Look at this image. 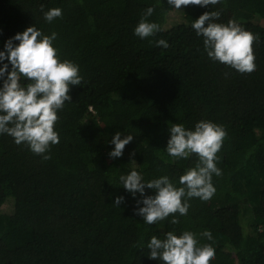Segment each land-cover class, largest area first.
Listing matches in <instances>:
<instances>
[{"label":"trees","instance_id":"16d2710c","mask_svg":"<svg viewBox=\"0 0 264 264\" xmlns=\"http://www.w3.org/2000/svg\"><path fill=\"white\" fill-rule=\"evenodd\" d=\"M41 5L62 16L47 22ZM149 7L148 22L160 31L141 39L134 29ZM210 11L220 12L215 22L234 20L258 37L254 72L207 56L191 25ZM33 25L57 34L58 56L78 65L83 79L70 86L71 102L57 113L59 143L43 154L50 159L0 134V264H162L149 258L147 244L168 231H191L200 244H211L210 264H264V0L179 10L167 0H0V51ZM159 40L168 47L157 46ZM201 120L227 133L214 195L188 199L178 224L171 215L146 224L134 213L144 197L126 191L119 177L135 170L145 182L166 175L181 186L179 176L198 157L169 156V129L194 130ZM116 132L133 139L121 157L110 158ZM117 197L124 199L114 205ZM205 230L212 240L200 236Z\"/></svg>","mask_w":264,"mask_h":264},{"label":"clouds","instance_id":"9594fccd","mask_svg":"<svg viewBox=\"0 0 264 264\" xmlns=\"http://www.w3.org/2000/svg\"><path fill=\"white\" fill-rule=\"evenodd\" d=\"M172 8L179 10L182 6H208L220 3V0H167ZM44 19L51 23L62 16L59 8L43 11ZM154 12L153 7L146 9L144 16L134 29V34L141 39L150 37L160 31L157 23L148 22ZM220 12H204L191 27L196 35L203 38V46L207 56L235 69L239 73L251 74L256 70L253 44L258 37L245 30L234 20L227 24L215 22ZM57 34L44 35L34 25L17 33L4 44L5 51H0V61L9 62L0 67V78L5 77L0 87V134L13 137L17 145L26 144L30 150L43 155L52 145L59 143V135L55 126L66 102H71L70 86L82 83L79 66L69 60L61 61L53 41ZM13 41H18L14 44ZM157 46L168 47L164 40L157 41ZM9 64L11 70L9 71ZM27 81V83H22ZM170 138L166 151L177 159H188L195 155L198 160L194 167L188 168L179 176V185L173 183L168 176L144 181L137 171L119 177L123 188L135 195L139 192L144 198L137 201L135 215L141 216L148 225L173 216L172 224H178L176 214L187 215L191 198L203 201L211 199L215 193L212 184L213 174L220 176L217 167V153L222 147L226 131L211 121L201 120L195 124L194 130H188L183 124H173L169 129ZM133 139L127 135L121 139L116 132L110 141L114 145L109 152L110 158H119L127 144ZM135 153H130L134 156ZM43 155V159H50ZM134 162V161H133ZM145 188L154 189L155 196H144ZM187 198V199H186ZM123 197H117L114 205H119ZM200 236L212 240L210 231L205 230ZM149 258L160 260L162 264H210L215 259V249L211 244H200L197 235L191 231L174 234L168 231L164 238L152 236L147 244Z\"/></svg>","mask_w":264,"mask_h":264},{"label":"rangeland","instance_id":"374dc122","mask_svg":"<svg viewBox=\"0 0 264 264\" xmlns=\"http://www.w3.org/2000/svg\"><path fill=\"white\" fill-rule=\"evenodd\" d=\"M212 7H214V6H212ZM170 20H172V18H170ZM4 210H6V209H8V206L7 205H3V207H2Z\"/></svg>","mask_w":264,"mask_h":264}]
</instances>
